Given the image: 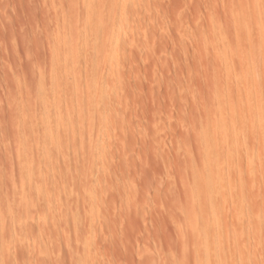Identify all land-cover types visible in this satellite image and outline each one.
<instances>
[{
	"label": "rangeland",
	"instance_id": "obj_1",
	"mask_svg": "<svg viewBox=\"0 0 264 264\" xmlns=\"http://www.w3.org/2000/svg\"><path fill=\"white\" fill-rule=\"evenodd\" d=\"M0 264H264V0H0Z\"/></svg>",
	"mask_w": 264,
	"mask_h": 264
},
{
	"label": "bare ground",
	"instance_id": "obj_2",
	"mask_svg": "<svg viewBox=\"0 0 264 264\" xmlns=\"http://www.w3.org/2000/svg\"><path fill=\"white\" fill-rule=\"evenodd\" d=\"M88 253V252H87ZM86 254V253H85ZM91 254V253H90Z\"/></svg>",
	"mask_w": 264,
	"mask_h": 264
}]
</instances>
